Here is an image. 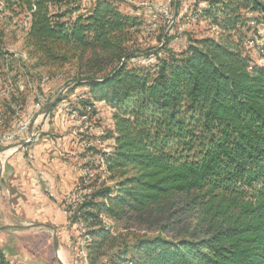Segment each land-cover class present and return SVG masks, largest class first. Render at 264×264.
I'll return each instance as SVG.
<instances>
[{"label": "trees", "instance_id": "1", "mask_svg": "<svg viewBox=\"0 0 264 264\" xmlns=\"http://www.w3.org/2000/svg\"><path fill=\"white\" fill-rule=\"evenodd\" d=\"M59 1L7 7L29 12L25 45L35 66H86L68 89H90L81 115L94 113V101L114 110L102 138L112 145L90 166L99 175L87 185L81 178L91 192L70 217L85 224L89 264H264V64L244 52L242 31L245 12L264 20V0H210L201 13L221 37L191 39L182 52L164 39L141 56L130 45L141 20L116 0H94L82 13L79 4L53 10ZM141 57L156 62L134 64ZM10 109L0 113V150L16 115ZM182 215L193 222L176 230ZM134 217L159 224L160 233L131 242L107 222ZM0 264H12L1 248Z\"/></svg>", "mask_w": 264, "mask_h": 264}, {"label": "rangeland", "instance_id": "2", "mask_svg": "<svg viewBox=\"0 0 264 264\" xmlns=\"http://www.w3.org/2000/svg\"><path fill=\"white\" fill-rule=\"evenodd\" d=\"M116 1L124 13L138 16L141 20V25L131 31L133 32V42L130 45L133 50H136L138 56H141L142 52L159 50L162 47L161 41L164 39L169 48L176 52H182L187 48L191 39L219 38L222 35V31L213 24L211 18L203 16L201 13L209 5L210 0H170L169 14H165L163 11L167 0ZM93 2L94 0H61L53 10L66 11L79 4L81 10L78 13H82L88 11ZM244 15L249 18L242 28L246 35L243 41L244 52L257 64L262 65L264 64V20L259 18L257 13L245 12ZM168 17L172 19L170 26ZM29 25V12L24 7L13 5V10H11L7 7V0H0V30L4 32L0 50L6 52L4 56L0 55V113L9 107L10 110L16 111L11 124L12 129L18 111L19 116H23V119L31 117L34 121L33 117L41 116L42 122L47 120V128H45L47 139L58 142L52 146L64 149L63 153L66 156L69 154V150H75L78 154L84 155L80 161L82 162V175L84 176L83 172L87 169L92 172L91 178H86L84 181L87 185L95 179L96 174L99 175L101 170L91 169V164L98 165L99 152L108 151L112 145V140H103L102 138L106 136L108 130L113 128L114 110L103 101H94V113L85 120L80 118L78 102L82 99H90L91 91L88 87H79L71 94L68 89L72 84H75L73 80L86 75V66L75 60L58 67L35 66L36 60L30 57L25 45ZM162 55L163 53H160V56ZM142 59L141 57L134 64H154L156 62V57H151L149 60ZM64 89L65 91H63ZM58 96H65L66 99L59 103L50 114L44 113L45 106ZM42 99L45 101L38 109L35 105ZM1 156L0 154V158ZM101 175V180L105 179L103 176L105 175V182L112 184L111 181H108V173L102 172ZM80 184L76 188H82L84 183L80 182ZM70 192L64 198H60L58 204L66 217L57 215L58 217L52 220L58 223V226L47 219V225H53L57 229L61 250L59 249L58 252L55 250L54 232L47 227V251L43 253L38 247L33 251L35 255L40 254L42 261L46 260L47 264H89L86 257L90 237L86 233L85 224L71 222L70 216L66 212V201ZM182 218L183 220L188 219L181 223H175L176 230L182 226L185 227L188 222H193V217H183L182 215ZM107 222L115 225L116 229L124 234L130 233L131 236L128 235V239L131 242L135 239L132 237L134 234L136 236H153L161 231L159 224H151V222L138 217L116 224L110 220ZM58 231L61 232L60 235ZM164 235L173 237L176 232H165ZM103 262L99 261L97 264Z\"/></svg>", "mask_w": 264, "mask_h": 264}, {"label": "crops", "instance_id": "3", "mask_svg": "<svg viewBox=\"0 0 264 264\" xmlns=\"http://www.w3.org/2000/svg\"><path fill=\"white\" fill-rule=\"evenodd\" d=\"M33 119L28 132L4 142L0 151V248L12 264H47L33 251H47V227L57 232L47 219L58 226L52 220L65 216L60 198L79 186L83 176L84 155L69 150L66 156L64 149L52 146L58 142L47 139V120Z\"/></svg>", "mask_w": 264, "mask_h": 264}, {"label": "built area", "instance_id": "4", "mask_svg": "<svg viewBox=\"0 0 264 264\" xmlns=\"http://www.w3.org/2000/svg\"><path fill=\"white\" fill-rule=\"evenodd\" d=\"M170 6H171V1L167 0V2L164 5V8H163V11H164L165 14H169ZM168 22H169V26H170L171 23H172V19L169 18ZM44 101H45L44 99L38 101L37 104L35 105V107H37L39 109L40 107H42ZM90 112H91V108L89 107L87 109L86 113H84L82 115L80 114V118H82L83 120L87 119L91 115ZM19 115L20 114H19V111H18L16 120L14 122L13 129L9 133H6V134H4L1 137V140L3 142H13L19 136H21L22 134L28 132L29 127H30V125L33 122L32 118L30 117V119H23V116L20 117ZM83 173H84V176H85V180H86V178L90 179L91 176H92V172L89 169H87ZM90 192H91L90 189H85L83 187L82 188L78 187L75 190H72L70 192L71 194H69L70 196L68 197V200L66 201V204H67L66 212H67V214H69L70 217L73 216L74 214H76L78 206L81 203H83V200L85 199L86 196H88L90 194Z\"/></svg>", "mask_w": 264, "mask_h": 264}, {"label": "water", "instance_id": "5", "mask_svg": "<svg viewBox=\"0 0 264 264\" xmlns=\"http://www.w3.org/2000/svg\"><path fill=\"white\" fill-rule=\"evenodd\" d=\"M63 91H65V89H64ZM62 93H63V92H62ZM59 98H60V97L58 96V97H56L54 100H52L49 104H47V105L45 106V108H44V113H46L50 108H52V107L57 103V101H58ZM2 169H3V167L0 168V178H1ZM49 228H51V229L53 230V232H54V233H53V237H54V246H55V250L58 252L59 241H58V238H57V232H56V230H55L54 227L49 226ZM1 229H3V228H1Z\"/></svg>", "mask_w": 264, "mask_h": 264}]
</instances>
